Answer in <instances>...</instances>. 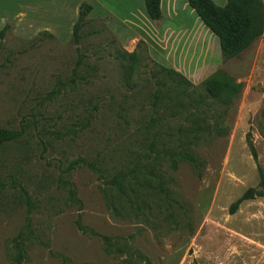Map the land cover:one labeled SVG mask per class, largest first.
I'll list each match as a JSON object with an SVG mask.
<instances>
[{
  "label": "rangeland",
  "instance_id": "1",
  "mask_svg": "<svg viewBox=\"0 0 264 264\" xmlns=\"http://www.w3.org/2000/svg\"><path fill=\"white\" fill-rule=\"evenodd\" d=\"M262 5V34L230 58L199 18L186 84L111 20L87 15L77 43L68 9L27 14L30 36L7 22L0 264H264ZM212 76L240 87L209 91Z\"/></svg>",
  "mask_w": 264,
  "mask_h": 264
},
{
  "label": "crops",
  "instance_id": "2",
  "mask_svg": "<svg viewBox=\"0 0 264 264\" xmlns=\"http://www.w3.org/2000/svg\"><path fill=\"white\" fill-rule=\"evenodd\" d=\"M82 2L92 6L89 13L91 17H98L106 22L111 20L110 24L119 23L127 38L126 46L133 44L134 37L136 40L141 39L148 43L150 50L160 52L164 64L176 71L182 70L184 64L191 60L195 46L197 54L199 53L200 19L187 0L181 3L177 0H160L162 19L158 23L152 21L146 11L144 12L143 0H0V25L4 26L3 24L15 20L18 32H25L24 28L20 29L22 18L41 7L53 8L61 13L68 9L70 21L75 15L78 18V9ZM11 18L13 19L10 20ZM40 30H47L56 35V29L52 26L36 27L32 34ZM116 32L119 35V28Z\"/></svg>",
  "mask_w": 264,
  "mask_h": 264
},
{
  "label": "trees",
  "instance_id": "3",
  "mask_svg": "<svg viewBox=\"0 0 264 264\" xmlns=\"http://www.w3.org/2000/svg\"><path fill=\"white\" fill-rule=\"evenodd\" d=\"M147 16L158 23L162 19L160 0H143ZM188 5L194 10L203 24L217 37L220 51L224 58L236 56L243 49L247 48L263 32V5L262 0H226L224 5H218L214 0H187ZM92 6L87 2H82L78 9V18L72 27V39L77 43L80 39V29L86 23L84 20L89 15ZM8 23L0 29V39L3 38ZM45 32V31H43ZM124 60L131 58L128 69L133 70V62L137 61V53L121 52L118 56ZM159 68L160 73H165L171 82L179 78L180 83L186 84V77L173 68L160 65L153 61ZM175 77V78H174ZM214 80L221 92L230 94L238 90L240 84L227 80H220L217 76L208 77L203 84L210 91L209 81ZM159 83L166 85L165 80ZM161 95L160 90L155 92L156 99ZM15 133L0 127V151L2 147L14 139ZM185 156L193 160V155L185 152ZM79 161V160H78ZM77 163V161L75 162Z\"/></svg>",
  "mask_w": 264,
  "mask_h": 264
}]
</instances>
